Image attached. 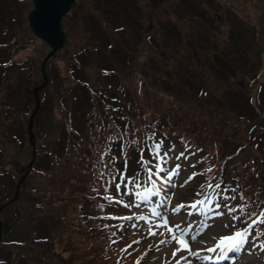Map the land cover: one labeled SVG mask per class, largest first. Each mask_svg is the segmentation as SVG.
Masks as SVG:
<instances>
[{
    "label": "trees",
    "instance_id": "trees-1",
    "mask_svg": "<svg viewBox=\"0 0 264 264\" xmlns=\"http://www.w3.org/2000/svg\"><path fill=\"white\" fill-rule=\"evenodd\" d=\"M12 1L0 0V13L3 11L2 19L4 21L7 19V22L26 23L27 19L23 14H19L20 20L16 18L15 13H11V10L15 9V2ZM19 1L18 5L23 8L25 5L20 4ZM111 1L114 4L115 0ZM26 29L29 32V25L26 26ZM3 46L0 47V50L4 48ZM87 49L91 51V48L80 47L76 50L73 56L74 59L69 60L67 67L70 74L68 77L58 75L54 78L57 71H52L53 68H56L54 65L49 69V73L40 69L42 80H44L45 75H49L56 88V94L50 93L52 100L55 95L57 96V99L54 100L56 104L52 105L53 118L49 121V124H42L40 119L35 117L32 127L36 137V154L33 164L21 183L19 196L3 209L4 211L12 210L10 211L12 218H7V222L12 221V228L6 236L15 232L16 226L20 222L31 224V228L27 233H23L24 239H21V237H19L20 239H6L5 236L0 238V257H2L0 258V264H103L102 261L108 258L106 256L110 250L119 249L121 252L124 248L123 244L130 241L128 235L131 239H134L136 231L132 227L126 228L125 223L129 224L128 220L119 217L125 212H133L130 211L133 206L126 209L128 207H125V204L131 203V197L123 194L125 189L122 181V189L117 192L115 182L111 180V177L116 176L118 178L120 172H124L126 176L131 177L139 172L140 178L145 180L146 173L138 164L141 156L140 149L147 148L150 150L151 147L143 146H146V143L157 135H161L163 141L162 152L167 151L169 153L172 158L171 162L179 165L191 163L194 167L193 171L195 172L193 173H195L197 184L190 194L186 195L190 199H186L185 194L178 197V200L183 204L187 205L191 203V200L201 198L203 190L207 189L206 185L219 183L221 189L214 190L221 191L227 188L229 198L234 203H237V195L233 189L240 197L243 196V205L247 206L243 215L241 214L243 223L249 222L252 214H258L263 209L264 177L248 167L251 164L259 166L264 161V146L261 148L255 142L256 140L262 142L264 140V124L259 123L260 115L264 111L263 98L256 97L255 103H253V101L244 97L243 101L240 102L241 104H239V109L232 113L236 116L235 120L230 121L227 119L224 122L231 129L241 128L239 139L242 140L244 151L240 152V155L238 151L236 158L234 154H227L226 157L223 156L221 159L212 158V149L206 141L197 135L193 138L183 132L182 122L174 116L179 102H176L174 112H170V110L164 113L162 105L167 102L164 96L168 94L167 89L170 88L168 84H176L171 75L168 74L169 78L164 71L156 69L151 66L152 64L146 67L148 68L146 69L148 74L150 71L153 72L150 85L153 86L154 92L150 96V100L145 101L142 93L135 94L140 96L137 98H142L136 102V106L134 102L127 99L128 89L120 84V78L118 83L115 74L117 69L112 66L110 61L104 59L100 64L94 63L92 72L99 79L95 78L92 83L89 82L84 72L87 65V63H84L86 57H81V54L84 56L87 54ZM0 58H2L0 59V82H2L0 84V204H2L13 196L15 185L25 172L22 170L24 166V163L21 162L22 158L25 157V153L28 151L31 152L32 156V150L31 148L30 150L26 149L25 146L22 150H19L24 142L23 132L18 134L12 128H9L10 116L16 114L20 109L19 106H16L18 104L17 95L15 96L14 91L15 87H21L22 79L9 75L13 70H17L15 68L18 67L19 61L12 58L11 55L7 56L6 52ZM74 62H80L81 66L80 64V67L76 66ZM72 64L75 65V68L72 67ZM188 65L189 70L192 71L194 65ZM10 66L13 67V70ZM246 72H249L248 69ZM174 75L177 76L174 77L177 81H182L188 87H195L194 90H197V86L193 81L194 77H189L188 72L181 71V74L177 72ZM144 84V81L139 80L137 84L139 91L145 89ZM48 86L52 90L50 83ZM174 86H171V89ZM25 90H27V93L21 99L24 103L20 105L23 108L27 107L29 99L33 98V104H35L33 85L27 84ZM40 94L41 92H39V97L43 104L44 96H40ZM117 98H119L123 108L128 107V113L132 109V105L137 107L140 112H133L129 117L127 110H125V114L113 110L110 106L115 105ZM47 99H51V97L48 96ZM174 101H176V98ZM247 101H250L256 111L253 119H250L251 116L248 117V107L245 106ZM55 108L59 112L58 118L53 115ZM5 111L9 113L8 116ZM25 113L28 117L30 111H25ZM255 118L259 121H254ZM246 123L249 125L248 128ZM253 125L255 129H252ZM223 133L229 136L228 133ZM223 133L216 131L214 135L220 134V136H223ZM25 134L27 135V127ZM149 137L152 138L148 139ZM213 139L217 141V138ZM215 141L212 140V142ZM8 145L14 146V149H8ZM178 150L184 152V156H180L179 159L174 158V152ZM18 151H20L19 155ZM143 155L145 158H150V151H145ZM19 159L21 161H18ZM154 163L155 161H153ZM171 166L172 164L168 161L164 165L166 169ZM208 168H211L212 171H205ZM94 170L95 172L92 174L91 172ZM179 172L181 174L183 170L180 168ZM34 173L43 177V180H40L39 187L36 182L33 184L34 182L29 179ZM47 178L51 181L49 185L52 187H49L44 181ZM89 178L91 182L94 181V178L97 182L88 184ZM43 183L49 188H44ZM157 186L162 187L160 181H157ZM91 187L102 192V203L98 197L87 196L88 189ZM105 188L108 190L105 191ZM172 188V184L168 185L164 193L170 194ZM57 191L62 194L61 197L57 196L62 204L57 209H53L51 206L52 201H48L47 205L43 201L50 198L51 192L55 193ZM68 191L69 195L67 197L64 192L67 193ZM40 192H43L42 194L50 192V195L48 198L47 196L43 197ZM197 193H202V195L198 196ZM254 193L257 195L253 196ZM105 196L115 197L118 201L122 200L124 203H119L114 199L111 201L106 200ZM231 197H235V199ZM18 203H29V205L20 208ZM101 205H103L102 208ZM239 206L241 205L239 204ZM48 207H51V209L48 210ZM115 209L122 211L120 215L114 213ZM78 210H81V212L79 213ZM72 212L76 213L78 222L74 221L71 216ZM27 215L28 217H26ZM2 221L5 222L6 220ZM58 222H60L59 225H57ZM105 225H108V227H105ZM252 229L258 236L264 232V224H257ZM66 231L70 232L64 241L61 233ZM113 233L115 234L113 235ZM75 234H84L85 237L79 240ZM9 239L11 241L7 242ZM112 239H115V243ZM123 239L124 241H122ZM30 241H32V245H28ZM56 242L59 243L55 245ZM59 245L60 249H57ZM96 245L99 248V255L95 254L97 253ZM62 253L69 255L64 256Z\"/></svg>",
    "mask_w": 264,
    "mask_h": 264
},
{
    "label": "rangeland",
    "instance_id": "rangeland-1",
    "mask_svg": "<svg viewBox=\"0 0 264 264\" xmlns=\"http://www.w3.org/2000/svg\"><path fill=\"white\" fill-rule=\"evenodd\" d=\"M13 1L15 2V9L11 10V13H15L14 15L16 18L20 19L19 14H23L26 18V14L31 8L30 0L19 1L20 4L25 5L23 8L18 5V0ZM115 2L117 9L112 4L111 0H76L62 20L63 29L67 34V41L60 50L55 52V55L45 62L43 69L49 73V69L54 65L56 68H53L52 71L57 70L54 78L58 77V75L68 77L70 74V70H68L67 67L69 60L74 59L73 56L76 50L85 46L91 48V51H88L89 49L86 50L87 54L85 56L81 54V57H86L84 63H87V65L84 72L89 82L92 83L95 78L99 79V77L92 72V65L94 63L100 64L104 59L106 61H111L114 64L113 67L117 69L115 74L118 83L120 78L121 83L128 89V98L131 99L133 95L142 93L143 100L145 101L147 99L150 100V96L154 92L153 86L150 85L153 72L149 70L150 73L148 74L146 71V69H148L146 67L152 64L151 66H154L156 69H161L167 76L168 74L171 75L172 80L177 84L172 82L173 84L171 85V83L168 82L170 88L167 89L168 94L164 96L167 102L162 105L164 113L170 110V112H174V106L176 102H179L177 103L179 106L177 111L174 112V116L182 122V129L186 135H190L193 138L196 135L201 137L212 149H215V151L217 150L222 156L232 150V153H235V138H239V131L241 128L238 127L232 132L224 124L225 119H229L230 121L235 120L236 116L232 113L239 109V104H241L240 102L243 101L242 99L244 97H247L253 101V103H255L256 97L263 98L262 106L264 109V33H260L258 29H256L261 28L264 21V0H215V6L208 1L207 3L211 5L212 10L217 11L221 15L220 21H217L214 16H203L196 13L202 0H115ZM125 3V10L123 9L119 12V6L123 5L124 7ZM4 12L6 13L5 10ZM1 15H3V11L0 13V47L4 45V48L0 50V56L2 57L6 52L7 56L11 55L12 58L19 61L18 67L15 68L17 69L16 71L10 66L13 72L9 75L22 79L21 87H15L14 91L15 96L17 95L18 104L16 106H19L20 109L16 114L14 113L15 115L13 114L10 116L9 128H12V130L16 131L18 134L23 132L24 142L19 150H22L24 146L26 149L30 150L31 148L32 150V143L29 139L28 142L30 145L28 144V134H25L29 117H27L25 111L32 112L35 106V104H33V98L27 101L26 108L20 105L24 103L21 99L24 97V94L27 93V90H25L27 84L30 86L43 84L41 83L42 81L44 82V80H42L40 76V67L49 47L41 39L32 35L30 29L29 32L27 31V21L26 23L23 22L24 24L22 22H7V19L4 21ZM230 25L232 27L228 30ZM9 31L12 32L10 33ZM228 31H230L233 36L238 35L241 37L237 44L235 40L228 39ZM214 53L232 59L234 66L238 70V75L232 78L222 72L213 62L212 54ZM74 64L78 67L81 66L80 62H74ZM74 64H72V67L75 66ZM188 64L194 65L192 71L189 70ZM129 66L131 69H127ZM247 69L249 71L248 73L246 72ZM181 71H186L189 77L196 78V80L193 78V81L197 86V90H194L195 87L190 88L187 84L182 83V81H177L176 78H174L177 77L174 74L177 72L181 74ZM46 76L45 86L39 90V92H41L40 96H44L43 104L41 103V98H39V106L35 114V117H38L42 124H49V121L52 120V105L56 104L54 100L57 99L55 95L52 100L51 94H56V88L54 83L51 82V77H49V75ZM136 79L145 82V89H143V91H139L135 87ZM1 83L2 82H0V84ZM49 83L52 85V90H50L48 86ZM46 86L47 88L45 89ZM171 86H174V88L171 89ZM163 87L162 85V88ZM48 96L51 97V99H47ZM153 97L156 99L155 96ZM175 98L176 101H174ZM141 99L142 98H134L132 100L138 101ZM245 106L248 107V117L251 116L250 119H253L256 112L254 106L250 101H247ZM58 113V109L55 108L53 110V115L56 118L59 117ZM5 114H7V116L9 115L7 111H5ZM175 118H173V120H175ZM254 121L258 122L259 120L255 118ZM247 123L246 126L248 128L249 125ZM259 123L264 124V111H262L260 115ZM203 126L209 128L203 129ZM252 129H255L254 125ZM214 130L222 133L226 132L230 134V136H226L224 133L223 136H220V134L214 135L216 133ZM213 138H217V144L211 142ZM33 142L36 145L35 134ZM255 142L259 144L261 148L264 146V140L263 142L259 140ZM13 147L12 145H8V149L13 150ZM19 152L20 151H18V155ZM34 152H36V150H34ZM29 153L30 157H32L31 152L28 151L25 153V157L22 158L23 160L21 161V159H19L18 161L23 162L25 165L31 159ZM236 157L237 156H235V158ZM174 166L175 165L172 164V166L166 170H170ZM248 167L264 177V161H262L259 166L251 164ZM45 168H47V166H45ZM94 172L95 170L91 173L93 174ZM189 173V171H186L183 176L177 179H175L176 175L173 177L172 181L175 182H172V185L176 187L179 192L181 188H186L185 192H183L186 193L187 189L191 187L194 175ZM187 176L188 178H186ZM190 176L192 177L191 179H189ZM29 179L34 182L33 184L36 182L39 187L41 183L40 180H43V177L42 175L37 176L36 173H34ZM44 181L47 185L51 182L49 178L44 179ZM96 182L97 180L95 178L92 182L89 178L88 184H95ZM44 183V188L52 187L51 185L47 187ZM78 183L80 182L78 181ZM20 186L21 182L18 187L17 197L20 194ZM42 193L43 192H40V195ZM76 194L77 192L75 195ZM176 194L177 192L173 193V195ZM49 195L50 192L42 194L41 196H47L48 198ZM64 195H69V191L67 193L64 192ZM90 195L98 197L99 201L102 203L103 198L101 197V191L92 189L91 187L87 192V196ZM255 195L257 194L254 193L253 196ZM13 196H11V198ZM57 196L61 197L62 194L58 193V191L55 193L51 192L50 198L43 201L44 204L47 205L48 201H52V208L57 209L62 204ZM216 203L217 202H213L212 210L207 212L208 215L204 216V223L200 224V227L197 229V226L194 225V230L201 233L195 242H191V249L194 252L198 249L204 250L205 248L203 246L218 242L221 237L232 235L241 228V223L237 222L239 217L237 216L238 219L233 220L232 216L235 215V213H229L228 209L225 208L223 204H221L219 209H216ZM28 205L29 203H18L20 208ZM5 207L0 209V219L7 221V218H12V213L10 212L12 210L4 211L3 209ZM47 209L50 210L51 207ZM78 211L79 213L81 212V210ZM121 212L122 211L118 209L114 210V213L118 215ZM217 212L223 214L217 215ZM179 214L169 213L168 218L170 225L181 224L184 221H181L182 216ZM135 215L139 216L144 214L136 213ZM71 216L75 222H78L75 212H72ZM129 216L133 215L129 214ZM26 217H28V215ZM123 217L126 216H122V218ZM210 218H213V221L207 226L210 222ZM152 219L154 220V218ZM129 222L131 223L130 226L133 224L137 225L136 227L132 226L134 229H137V231L134 239H131L128 235L130 241L123 244L124 248H122V250L127 249V251L121 250L120 252L119 249L110 250L106 256L108 258L103 259V261L101 260L103 264H137V261L139 264H168L169 261L175 264L172 253L178 245L175 242L160 243L161 240L170 238L166 229H158L156 230L157 234L151 236L147 234L148 225L145 224L144 221L133 218L129 220ZM59 223L60 222H58L57 225H59ZM144 227L147 231L143 230ZM30 228L31 224L20 222L17 224L15 232L5 236V238L20 239L19 237H21V239H24L23 233H27ZM70 228L73 229L72 226H70ZM228 228H230V232L225 233L226 230L228 231ZM69 232L70 231L61 233V235L63 234L62 240H66ZM161 233H163V235ZM91 234L93 235L94 233ZM75 236L79 240L85 237L84 234H75ZM112 238L114 237L112 236ZM112 240L115 241V239ZM9 241L11 240H7V242ZM122 241H124V239ZM134 241H138V243H133ZM58 243L59 242H56L55 245ZM32 244V241L28 243V245ZM262 244H264V232L256 238L249 230V235L244 247L240 249L238 254L232 252L235 254V260L230 263L223 260L220 264H264V248H261ZM129 245H131L130 248L128 247ZM95 248L97 250L95 254L99 255L98 246L96 245ZM57 249H60V245ZM76 251L79 252L77 249ZM205 252L206 251H201V257L206 255ZM81 254L83 253L81 252ZM63 255L67 256L69 254L64 253ZM185 255L186 253L181 251L177 254L176 258L179 259V257ZM188 259L191 260L193 264H210L208 260L201 258H197L198 261L195 257H188ZM181 264H187V261H182Z\"/></svg>",
    "mask_w": 264,
    "mask_h": 264
},
{
    "label": "snow or ice",
    "instance_id": "snow-or-ice-1",
    "mask_svg": "<svg viewBox=\"0 0 264 264\" xmlns=\"http://www.w3.org/2000/svg\"><path fill=\"white\" fill-rule=\"evenodd\" d=\"M153 135L155 134L153 133ZM151 138L152 137H149L148 139ZM162 143L163 141H158L152 144L150 150L147 148L140 149L141 156L138 164L140 165L143 172L146 173L145 180H142L140 178L139 172L131 177L126 176L124 172H120L118 178L116 176L111 177V180L115 182L117 192L121 191V181L123 182V188L125 189L123 194L134 196L136 200V207H140V204H144L146 206L149 204L153 205L148 209V215L136 216L135 214H133V216H126L123 217V219L132 220L133 218H136L137 220L144 221V223L148 225L147 234L151 236H155L157 234L156 230L158 229H166L170 238L167 240H161L160 243L165 244L175 242L178 245V247L174 249L172 253L173 261L175 262V264H181L182 261H187V264H193V262L189 260L188 257L201 258L205 260L211 258L208 256L201 257V251H207L211 253L216 252L219 249L222 254H225L227 252H237L242 249L247 241L249 230L257 224H264V209H262L258 214H252V216L249 218V222H247L246 227L235 231L232 235L221 237L214 247H209L204 250L198 249L195 252L191 249V242H195L198 235H200L201 233L193 229V224L191 222L187 223L184 226H182L181 224L170 225L167 215L168 210L166 208L164 209V211L158 210L160 207H163L168 203L166 193L163 197L161 196V194L165 191V188L168 185L172 184L173 177L180 169V165L177 164L172 169L166 170L164 165L167 163L169 153L167 151L162 152ZM145 151H150V158H145V156L143 155ZM180 156H184V152H181L176 158L179 159ZM153 161H155L154 164ZM205 171L210 172L212 171V169L208 168L205 169ZM193 175H195V173H193ZM191 178L192 177L190 176L189 179ZM157 181H160L162 187L157 186ZM208 188L219 190L221 189V185L219 183H210L208 184ZM107 190L108 189L105 188V191ZM233 191H235V189H233ZM197 195L200 196L202 195V193H197ZM157 197L161 198L159 205H156L154 203V200L152 199ZM203 197V199L196 200L187 205L178 204L175 208L171 209V212L174 214H179L182 209L187 208V216H193L196 213H207L212 210L214 197L210 193H203ZM104 198L109 201L113 199V197L111 196H105ZM231 198L235 199V197ZM240 198L243 200V196H241ZM225 199H227V197ZM118 202L124 203L122 200ZM131 206V203L125 204V207ZM100 207L102 208L103 205H101ZM220 207V203L215 204L216 209H219ZM224 207H227V205H224ZM246 207V205H241L239 206V209H237L236 207H232L229 208L228 211L229 213H235L237 212V210H239V212L243 215ZM216 214L222 215L223 213L217 212ZM152 218H154V220ZM232 219L235 220L238 219V217L233 215ZM132 226L136 227L137 225L133 224ZM105 227H108V225H105ZM114 234L115 233H113V235ZM161 234L163 235V233ZM113 243H115V241H113ZM133 243H138V241H134ZM128 247L130 248L131 245H129ZM261 248H264V244L261 245ZM122 251H127V249H123ZM181 251L185 252L186 255L181 256L179 257V259H177V254ZM137 264H139L138 261ZM168 264H172V261H169Z\"/></svg>",
    "mask_w": 264,
    "mask_h": 264
},
{
    "label": "water",
    "instance_id": "water-1",
    "mask_svg": "<svg viewBox=\"0 0 264 264\" xmlns=\"http://www.w3.org/2000/svg\"><path fill=\"white\" fill-rule=\"evenodd\" d=\"M74 1L75 0H31L32 8L27 14L29 27L35 36L42 39L50 47V51H48L42 61V70L46 60L50 58V56H52L58 49H60L65 42L66 35L61 28V19L69 11ZM214 60L229 75H236L235 69L227 60H224L216 54H214ZM45 82L46 79H44L43 84L35 86L33 89L35 96V107L31 112L27 123V133L29 135L30 142L32 143V158L27 164L24 174L20 177L19 182L16 184L15 194L9 202L13 201L17 197L19 184L28 174L30 167L34 161L35 149L32 126L40 101L38 98V91L42 88ZM3 206L4 205L0 206V209ZM1 227L2 223L0 222V228Z\"/></svg>",
    "mask_w": 264,
    "mask_h": 264
},
{
    "label": "flooded vegetation",
    "instance_id": "flooded-vegetation-1",
    "mask_svg": "<svg viewBox=\"0 0 264 264\" xmlns=\"http://www.w3.org/2000/svg\"><path fill=\"white\" fill-rule=\"evenodd\" d=\"M210 2V3H212V5L213 6H215V0H202V2H201V5L199 6V8L197 9V12L196 13H198V14H201V15H203V16H207V15H209V16H214V17H216L217 16V11H214V10H212V8H211V5L210 4H208L207 2ZM217 18V17H216ZM219 19H221V17L219 16ZM231 21V20H230ZM150 27V26H149ZM231 25L229 26V28H228V30L229 29H231ZM256 29H258V31L261 33H264V21H263V24H262V27L261 28H256ZM228 34H229V36H228V39L229 40H231V39H233V40H235L236 41V44L239 42V39L241 38V37H239L238 35L237 36H233L231 33H230V31H228ZM253 35H255V34H253ZM227 38V37H226ZM232 43V42H231Z\"/></svg>",
    "mask_w": 264,
    "mask_h": 264
}]
</instances>
